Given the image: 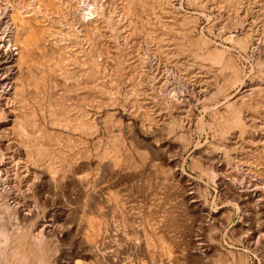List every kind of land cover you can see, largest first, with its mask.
Segmentation results:
<instances>
[{
  "label": "rangeland",
  "instance_id": "rangeland-1",
  "mask_svg": "<svg viewBox=\"0 0 264 264\" xmlns=\"http://www.w3.org/2000/svg\"><path fill=\"white\" fill-rule=\"evenodd\" d=\"M72 2L0 71V264H264V0Z\"/></svg>",
  "mask_w": 264,
  "mask_h": 264
},
{
  "label": "bare ground",
  "instance_id": "bare-ground-1",
  "mask_svg": "<svg viewBox=\"0 0 264 264\" xmlns=\"http://www.w3.org/2000/svg\"><path fill=\"white\" fill-rule=\"evenodd\" d=\"M56 1L60 3L63 0ZM72 1L75 2V0ZM10 2L12 4H10ZM25 2H27V0H7V5L2 9L5 20L0 21V71H3L8 67H13L16 69L17 73H19V68L27 64L29 61L35 59L36 51L42 50L46 46L45 40L47 37V33L44 29V26L40 25V19L38 17L46 15L47 11L52 10L54 8L53 4L55 0H33V3L35 5L34 8L30 11L24 8L26 6ZM74 2L69 3V9L74 15H76L77 12L82 13V16H80L76 22L79 32L83 33L84 31L87 32L95 29L99 24V16L103 10L102 2L98 3L97 9L89 7L87 9L83 6H81V8H78V6H76ZM125 8L126 12L130 14L129 11L132 8H130L129 5ZM16 71L13 73V77L15 76ZM8 77L9 76L4 75L1 79L2 81H8ZM19 89V87H13V92H18ZM232 104H234V101H232L231 99L229 105ZM39 110L41 113L45 111L44 108H40ZM230 123L231 126L234 127H240L242 125L239 117L236 115L230 118ZM37 153L42 154V150L38 148ZM90 220L92 221L93 219ZM8 238L6 236V233L3 230H0V240L2 241L5 248V251L3 252L4 255L6 251L9 250V246L11 247L12 245L10 244ZM257 241L259 242V238ZM259 244L261 243L259 242ZM19 247L13 249L10 248V252L13 253L12 257L16 259L17 264H25L27 260V254L21 247Z\"/></svg>",
  "mask_w": 264,
  "mask_h": 264
}]
</instances>
